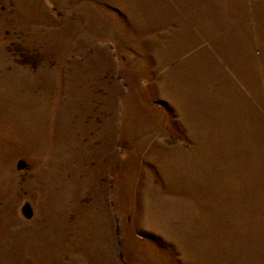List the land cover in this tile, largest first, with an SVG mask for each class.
I'll list each match as a JSON object with an SVG mask.
<instances>
[{
    "label": "rangeland",
    "instance_id": "rangeland-1",
    "mask_svg": "<svg viewBox=\"0 0 264 264\" xmlns=\"http://www.w3.org/2000/svg\"><path fill=\"white\" fill-rule=\"evenodd\" d=\"M0 264H264V0H0Z\"/></svg>",
    "mask_w": 264,
    "mask_h": 264
}]
</instances>
